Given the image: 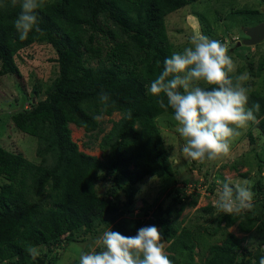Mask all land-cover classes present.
<instances>
[{"label":"trees","instance_id":"16d2710c","mask_svg":"<svg viewBox=\"0 0 264 264\" xmlns=\"http://www.w3.org/2000/svg\"><path fill=\"white\" fill-rule=\"evenodd\" d=\"M194 1L44 0L37 9L41 32L21 41L13 24L19 4L0 0V91L12 79L14 100L22 101L0 129L11 125L39 140L35 159L0 143V264H57L55 248L76 240L82 231L95 237L112 227L131 236L147 225L162 231V241L169 242L165 254L173 264H258L256 249L264 250L262 179L255 183L251 210L225 214L208 204L199 208L203 225L184 224L181 216L197 205L198 195L188 193L190 178L176 176L171 148L162 136L158 117L172 110L146 91L165 58L178 51L170 40L167 16ZM202 30L209 34L203 24ZM41 45L49 47L47 59L57 74L49 83L46 73L42 78L38 74L28 91L20 60L37 56ZM259 62L257 75L264 70V61ZM229 75L235 82V75ZM101 92L110 97L107 105L99 101ZM248 92V106L261 105L258 123H252L264 134V93ZM116 112L122 116L112 120L102 137V155L81 150L70 125L98 138L104 132L101 117ZM250 140L254 144L253 135ZM146 179L163 184L159 197L166 193L167 203L144 197L136 204ZM101 182L111 183L103 194ZM210 184L216 195L217 183ZM136 210L141 217H128ZM235 225L248 235L238 237L230 230ZM215 230H220L221 243H208ZM32 246H43L36 259L28 253ZM203 249L205 255L199 256Z\"/></svg>","mask_w":264,"mask_h":264},{"label":"rangeland","instance_id":"374dc122","mask_svg":"<svg viewBox=\"0 0 264 264\" xmlns=\"http://www.w3.org/2000/svg\"><path fill=\"white\" fill-rule=\"evenodd\" d=\"M192 11L194 13L191 14ZM200 21L209 34L207 32L206 35L203 33ZM166 22L170 40L178 47V51L179 49L183 51L184 47L189 46V40L193 34H203L210 39L223 40L224 44L223 42L221 43L227 47L228 55L232 58L235 65L232 74L235 77L240 75L246 77L240 83L247 89V92L249 89H258L264 93V70L261 75L256 74L260 65L259 61H264V40L255 45H238L239 42L248 39L245 28L264 22V3L261 0H196L177 11L171 12L167 16ZM37 50V56H32V58L26 56L24 57V61L20 60L24 73L28 75V91L31 90L38 80V74L42 78V75L46 73L45 83H49L57 74L55 72L56 67L47 59L48 54L46 53L49 47L41 45L37 47ZM250 53L252 55L247 58ZM40 63H43L46 68L40 66ZM5 84V89L0 91V123L5 121L10 111L19 107L22 102L17 100L15 102L14 100L16 91L11 87L13 84L12 79L6 80ZM25 105L28 104L25 103ZM121 116L122 114L119 112L114 113L110 117L102 116L104 132L99 134L98 138H95L92 133H87L84 128L71 124L72 137L79 144L81 150L91 155L101 156L102 150L99 143L104 134L112 128V120H119ZM158 119L162 136L171 148L176 176L181 180L190 178V184L188 183L186 186L192 185V187L188 186V193L198 195L197 205L195 207H188L181 216V218H185L184 224L190 222L199 225L204 224L203 212L201 210L199 212V208L208 204H215L217 197L212 192L211 188L213 186L210 184L213 181L218 185H216V188L220 186L218 181H223L225 177H229L233 184L247 181L253 192H255L254 186L258 178H261L264 183V134H261L260 130L252 122H248L247 127L238 129L240 135L230 141L229 155L221 156L214 161L204 160L200 162L187 160L181 154L180 144H183L184 141L176 131L179 125L174 120L173 114L163 113ZM250 135H253L255 138L254 144L250 140ZM0 143L9 148L21 150L26 156L33 159L38 157L37 145H39V140L30 135L27 137L21 135L11 125L5 130L4 128L0 129ZM233 165H237V168H234ZM244 173L248 174L244 176ZM1 183L2 179L0 178ZM110 184L106 182L100 183L99 190L101 194H103V191ZM162 187L163 184L158 183L157 180L146 179L144 184L140 186L136 204H142L144 197H148V200L158 198ZM123 199H126L125 194H122ZM167 202L168 196L164 193L159 197L158 204ZM140 212L136 210L134 214L128 215V217L137 219L141 217ZM230 230L241 238L248 235V233L240 232L236 225L230 228ZM201 234L203 235L204 232ZM96 237L82 231L78 234L76 240L69 244L65 242L59 248L57 246L53 252V255L58 257L57 264H73L75 261L79 263L80 253L90 250L89 244L92 245ZM220 237V230H215L212 231V236L206 238V241L208 243H221ZM162 242L164 243L165 253H168L167 246L169 242ZM205 253L204 250L199 256H204Z\"/></svg>","mask_w":264,"mask_h":264},{"label":"clouds","instance_id":"9594fccd","mask_svg":"<svg viewBox=\"0 0 264 264\" xmlns=\"http://www.w3.org/2000/svg\"><path fill=\"white\" fill-rule=\"evenodd\" d=\"M11 4L13 7L19 4L20 11L13 24L21 41L33 31L41 32L37 9L44 0H11ZM234 69L225 45L203 34H193L189 46L166 57L161 72L146 86L147 94L156 97L161 107L172 110L179 125L176 131L184 141L180 151L185 159L203 162L227 156L230 141L240 135L238 129L247 127L248 122L258 123L256 114L261 105L255 102L248 106L247 89L240 83L246 77L240 75L234 82L229 75ZM201 82L214 87H204ZM109 100L106 92L99 94L102 104L107 105ZM126 115L132 118L131 109ZM218 184L214 205L217 211L239 214L252 209L254 192L247 181L233 184L225 177ZM42 247H30L29 255L36 259ZM257 255L258 264H264V250H258ZM79 264H173V261L165 254L162 231L155 225H147L131 236L112 227L104 230L94 239L90 250L80 253Z\"/></svg>","mask_w":264,"mask_h":264},{"label":"water","instance_id":"95a60500","mask_svg":"<svg viewBox=\"0 0 264 264\" xmlns=\"http://www.w3.org/2000/svg\"><path fill=\"white\" fill-rule=\"evenodd\" d=\"M245 33L248 37V39L244 40L243 42H239L238 45L249 44V45H255L261 41L264 40V22L245 28ZM260 250V248H257V251Z\"/></svg>","mask_w":264,"mask_h":264}]
</instances>
